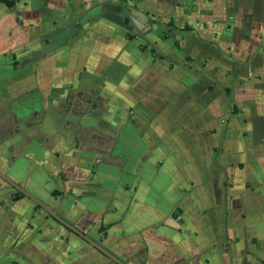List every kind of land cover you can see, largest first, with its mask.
Here are the masks:
<instances>
[{
	"label": "crops",
	"instance_id": "crops-1",
	"mask_svg": "<svg viewBox=\"0 0 264 264\" xmlns=\"http://www.w3.org/2000/svg\"><path fill=\"white\" fill-rule=\"evenodd\" d=\"M0 171L124 264H264V0H0ZM0 177V264H119Z\"/></svg>",
	"mask_w": 264,
	"mask_h": 264
},
{
	"label": "water",
	"instance_id": "water-1",
	"mask_svg": "<svg viewBox=\"0 0 264 264\" xmlns=\"http://www.w3.org/2000/svg\"><path fill=\"white\" fill-rule=\"evenodd\" d=\"M0 177L6 179L8 182H10L18 191H20L21 193H23L24 195L28 196L30 199H32L34 202H36L37 204H39L40 206H42L44 209H46V211H48L55 219H57L58 221L62 222L63 224H65L67 227L73 229L75 232L79 233V231H77L76 229H74L72 226H70L66 221H64L58 214H56L54 211H52L50 208H48L44 203L40 202L38 199H36L34 196H32L26 189H24L23 187H21L19 184L11 181V179L2 171H0ZM81 234V233H79ZM83 237V234H81ZM87 238V237H86ZM87 240H89L91 243H93L100 251H102L104 254H106L108 257L112 258L113 260H115L116 262H118L119 264H124L122 261H120L118 258H116L114 255H112L110 252H108L107 250H105L103 247L95 244L93 241H91L90 239L87 238Z\"/></svg>",
	"mask_w": 264,
	"mask_h": 264
},
{
	"label": "trees",
	"instance_id": "trees-1",
	"mask_svg": "<svg viewBox=\"0 0 264 264\" xmlns=\"http://www.w3.org/2000/svg\"><path fill=\"white\" fill-rule=\"evenodd\" d=\"M6 2L9 3V4L13 3V1H6ZM18 195L19 196H24L21 192H18Z\"/></svg>",
	"mask_w": 264,
	"mask_h": 264
},
{
	"label": "built area",
	"instance_id": "built-area-1",
	"mask_svg": "<svg viewBox=\"0 0 264 264\" xmlns=\"http://www.w3.org/2000/svg\"><path fill=\"white\" fill-rule=\"evenodd\" d=\"M4 1H13V2H15V1H18V0H4Z\"/></svg>",
	"mask_w": 264,
	"mask_h": 264
}]
</instances>
